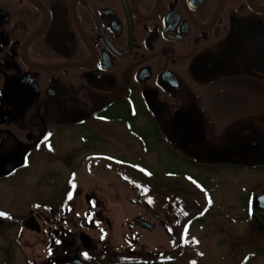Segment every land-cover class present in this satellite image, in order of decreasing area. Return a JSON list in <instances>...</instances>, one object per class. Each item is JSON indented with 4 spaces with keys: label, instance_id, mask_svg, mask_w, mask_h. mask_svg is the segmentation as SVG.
<instances>
[{
    "label": "flooded vegetation",
    "instance_id": "flooded-vegetation-1",
    "mask_svg": "<svg viewBox=\"0 0 264 264\" xmlns=\"http://www.w3.org/2000/svg\"><path fill=\"white\" fill-rule=\"evenodd\" d=\"M254 94L264 108V0H0V190L13 195L14 207H0V236L13 229L21 246L33 233L50 254L45 264L74 257L95 264L83 256L95 247L91 238L72 230L103 227L106 258L104 242L115 238L108 209L121 205L123 182L135 183L138 171L155 176L144 158L126 163L122 137L145 156L162 146L160 164L173 154L192 170L234 168L237 155L216 158L234 145L210 147L209 129L229 126V103ZM239 144L252 145L244 166L264 168V134ZM203 148L211 159L198 161L193 155ZM83 175L110 188L114 201ZM162 176L189 175L168 165ZM139 189L146 193L129 233L181 241L177 225L191 205ZM75 199L85 206L78 217ZM139 235L130 240L137 244ZM153 249L152 264H169V248Z\"/></svg>",
    "mask_w": 264,
    "mask_h": 264
},
{
    "label": "rangeland",
    "instance_id": "rangeland-1",
    "mask_svg": "<svg viewBox=\"0 0 264 264\" xmlns=\"http://www.w3.org/2000/svg\"><path fill=\"white\" fill-rule=\"evenodd\" d=\"M209 99L208 102H210ZM261 100L263 101L261 96L254 94L247 96L244 101L235 99L230 102L229 109L233 111L231 116L234 115V121L227 127L219 125L213 128L212 126L209 129L210 133L208 132L207 144L212 148L224 149L226 145L235 146L244 140L252 141L254 137L263 135L264 108L259 109L260 107L257 106ZM247 107H254V109L246 112ZM211 134L217 135L219 141ZM122 138V155L130 161L126 163L132 164L137 159L144 158L146 164L149 167L151 165L155 176H147L138 171L131 176L135 183L127 185L123 182L121 205L108 209L110 220H115L113 224L115 238L110 239V242H104L111 250L106 258L101 257L104 251L99 245L100 239H105V236L101 234L103 227L91 225L87 230L82 229V225L75 224L72 231L82 230L91 238L92 245L95 246L84 250V258L91 259L95 264L94 258L103 259V264H115L116 260L145 261L150 259L148 254L154 251L153 248L160 251L169 248V264H264V215L260 212H252L250 202L253 196L264 193V168H248L244 166L246 165L244 163L235 162L237 165L234 168L214 170L211 167H203L200 171L192 170L173 154L168 156L165 163L160 164L161 158L166 155L163 153L162 146L156 148L161 158L156 152L145 156L142 154L140 144L132 138L128 139L124 136ZM75 149V154L82 157L84 154L81 150L82 145H75ZM140 164L138 162L137 166L141 167ZM168 165L177 171L183 169L184 173L190 176H170L169 178L162 176L163 170ZM191 175L206 186H198ZM83 178L92 182V186L96 183L101 185L102 188H96L100 189L104 196L109 197V200L114 201L113 191L103 186L101 181L87 176ZM49 179V176L44 178L47 183ZM139 184L149 186L156 198L179 197L181 199L178 202L185 201L191 205V214L177 225L176 231L178 236L181 234V241L168 243V239L158 231L148 233L134 230V233H129L127 226L133 225V218L141 212V209L137 207V201H140V196H145L146 193L141 189L138 190ZM32 189L30 188L24 195L27 200H31L29 198ZM41 191H44L43 188ZM12 198L11 193L0 190V207H9L13 210ZM80 200L75 199V208L71 215L78 217L84 212L85 206ZM191 218L193 220L189 223ZM185 226H187V233L184 231ZM71 228L72 226L69 225L68 229L71 230ZM136 232L140 235L138 243L134 244L130 239L136 236ZM123 235L129 238V241L122 240ZM15 237L13 229L0 236V264H45L50 258L44 243L40 244L33 233L27 231L23 235L21 246L16 243ZM194 240L198 243L193 242ZM4 249L7 252L2 253Z\"/></svg>",
    "mask_w": 264,
    "mask_h": 264
},
{
    "label": "water",
    "instance_id": "water-1",
    "mask_svg": "<svg viewBox=\"0 0 264 264\" xmlns=\"http://www.w3.org/2000/svg\"><path fill=\"white\" fill-rule=\"evenodd\" d=\"M199 131H202L199 128ZM203 134L201 135V138L203 139ZM251 146H247V145H243V144H237L235 146H233L230 151L226 154H221V153H217L216 154V158L217 159H223L224 161H229L234 155H237L240 159L241 163H245L247 160V152L251 149ZM189 152V150H187ZM210 150H208L207 148H203L200 152V155H193L195 157L196 160L198 161H202L204 160L206 157H209V159H211L210 157ZM251 208L252 209H256V210H260L264 213V195H258L255 196L252 199V203H251ZM137 223L143 224V225H148V223L142 219H137L136 220ZM151 229V227L149 228ZM72 264H82V262L80 261V259L78 257H74L72 259Z\"/></svg>",
    "mask_w": 264,
    "mask_h": 264
},
{
    "label": "trees",
    "instance_id": "trees-1",
    "mask_svg": "<svg viewBox=\"0 0 264 264\" xmlns=\"http://www.w3.org/2000/svg\"><path fill=\"white\" fill-rule=\"evenodd\" d=\"M190 176V175H189ZM192 179L198 184L200 185L201 187H205L206 185L203 183V182H200L198 181L199 179H197L195 176L191 175ZM180 199H178L177 197H174L173 199L171 198V202H176V204L178 203ZM178 213V216L182 217L184 214H183V210L180 211H177ZM90 263H94L93 261H91ZM96 264H103V260H97L96 261ZM117 264H152V262H150V259L148 260H134V261H121Z\"/></svg>",
    "mask_w": 264,
    "mask_h": 264
},
{
    "label": "snow or ice",
    "instance_id": "snow-or-ice-1",
    "mask_svg": "<svg viewBox=\"0 0 264 264\" xmlns=\"http://www.w3.org/2000/svg\"><path fill=\"white\" fill-rule=\"evenodd\" d=\"M4 215H6V214L5 213H0V216H4ZM184 231H185V233H187V226H185ZM193 242L198 243V241H195V240Z\"/></svg>",
    "mask_w": 264,
    "mask_h": 264
}]
</instances>
